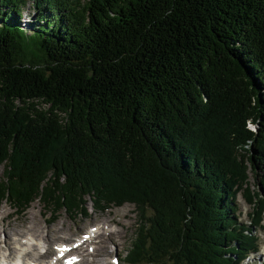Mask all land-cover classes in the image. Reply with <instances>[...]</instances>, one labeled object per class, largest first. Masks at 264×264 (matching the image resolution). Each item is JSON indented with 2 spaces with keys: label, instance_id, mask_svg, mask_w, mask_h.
<instances>
[{
  "label": "trees",
  "instance_id": "16d2710c",
  "mask_svg": "<svg viewBox=\"0 0 264 264\" xmlns=\"http://www.w3.org/2000/svg\"><path fill=\"white\" fill-rule=\"evenodd\" d=\"M0 198L52 220L134 203L131 264H240L264 221V0H0Z\"/></svg>",
  "mask_w": 264,
  "mask_h": 264
},
{
  "label": "rangeland",
  "instance_id": "374dc122",
  "mask_svg": "<svg viewBox=\"0 0 264 264\" xmlns=\"http://www.w3.org/2000/svg\"><path fill=\"white\" fill-rule=\"evenodd\" d=\"M36 17L38 16L35 15L34 6L32 3H29L24 7L22 13V25L26 29L27 33L32 32L33 20H35ZM250 126L255 128L253 124H250ZM254 174L255 173L251 169V166H249V186L251 189L256 190L257 183ZM237 200L239 203V210L237 213L239 221L248 222L252 206L246 201L243 191L239 192ZM87 201L89 211L86 213L69 214L65 209H63L57 213L54 220H50L54 212L52 210H47L42 201L39 199L33 202L26 211L21 214H17L14 213L15 209L9 205L5 198H0V227H2V231L5 232H10L14 229H22L23 236H20L19 238L16 237L17 240L12 246V250L15 249L17 252H21L26 247L20 244L22 239L25 238L24 240L26 241L28 236H35L32 230L33 225H36V230L42 231L44 236L47 231L56 230L58 233H56L55 239L51 241L50 244L46 241L45 243L44 241L39 240L40 237H36L39 239L31 240L30 244L32 243V245L39 247V250L36 249V251L40 253L41 251H44L47 244L51 246L50 250H53L54 252V245L58 244L59 241H62L63 238H70L68 240H70L69 243H71L81 237L82 233H86L92 226L97 225L98 228L100 226V230L102 227H106L103 237L105 239H109V229L113 230V233L112 231H110V233L113 234L114 243L110 244L106 251H101L103 252L101 253L100 249L102 244L100 239H97L96 242L90 245L88 250L85 252V264H99L98 261H100L101 264H111L113 262L111 257H118L121 260V264H130L126 259V255L128 250L133 247L140 228V226H138L139 214L136 206L131 203H125L122 206L113 205L110 209L100 211L99 209L92 207V201L90 199H87ZM32 214L35 215V222H33L31 217L33 216ZM8 215L9 220L3 221ZM102 223H107V225L105 226ZM63 233L66 234V236L63 235ZM256 234H258L260 238L259 250L257 252L252 251L248 254V257L245 261H243V264H263L264 262V222L263 227L256 228ZM1 237L4 239L5 235L1 233ZM4 247L5 246H3V252H0V260L4 257L14 259L15 255L9 254L7 252V248ZM90 248L92 251H89ZM9 251L12 252L10 249ZM53 252L49 256H45V258L50 260ZM99 253L100 255L97 256ZM155 261L157 262V260ZM156 262L145 264H160Z\"/></svg>",
  "mask_w": 264,
  "mask_h": 264
},
{
  "label": "bare ground",
  "instance_id": "6f19581e",
  "mask_svg": "<svg viewBox=\"0 0 264 264\" xmlns=\"http://www.w3.org/2000/svg\"><path fill=\"white\" fill-rule=\"evenodd\" d=\"M33 216L32 219H33V222L36 221V218H35V215L32 214ZM9 215L7 217H5V220H9ZM2 221V222H3ZM37 223V222H36ZM103 225H107V223H102ZM36 226V225H35ZM35 226L33 225L32 226V230H33V233L35 236L33 235H30L27 237V240L25 241L24 239H22V242L20 243L21 245L23 246H26L25 249H23L21 252H17V250L15 251V249L12 250V246L14 245V242L17 240V238H19L20 236H23V231L22 229H19V230H12L10 232H5V231H2V227H0V252H3V246H5L7 248V252L9 254H13L15 255L14 257H21V258H25L26 260H33V261H40L41 264H55L54 261H45L43 262V259L45 256H49L50 254H52L53 250H50L51 249V246H49L47 244V251H46V254H42V253H35L33 251H35L37 249L36 246L32 245V243L30 244L31 240H36V239H39V238H36V237H40L39 240H42V241H46L47 243H51V241H53L55 239V236H56V233H58L56 230H53V231H47L46 232V235L44 236L42 231H39V230H36ZM106 227H102V229L100 230V226H99V229L98 228H95L92 230L91 233H89V235L84 238L83 240H81V242L79 243V247L77 248V252L80 254L81 256V261L83 264L86 263V257H85V252L86 250H88V247L90 245H92L93 243L96 242L97 239H100L101 241V249H100V252L101 251H106L107 247L114 243V238H113V234L110 233L109 231V239H105L103 237L104 235V230ZM1 233H3L5 235L4 239H2L3 237H1ZM63 235L66 236V234L63 233ZM3 236V235H2ZM30 238V239H28ZM70 238H63L62 241H65V242H62V241H59V244L57 246V253H60L62 252L63 250H66L67 246H69V244H66L68 243L70 240H68ZM45 242V243H46ZM49 246V248H48ZM4 247V248H5ZM9 249L12 251L10 252ZM97 249V248H96ZM51 251V252H50ZM89 251H92L91 248L89 249ZM103 253V252H101ZM100 253L97 255L99 256ZM264 255V253H263ZM15 259H12V261H14ZM99 264L100 261H98ZM97 262V263H98ZM103 264V263H102ZM112 264V263H111Z\"/></svg>",
  "mask_w": 264,
  "mask_h": 264
}]
</instances>
